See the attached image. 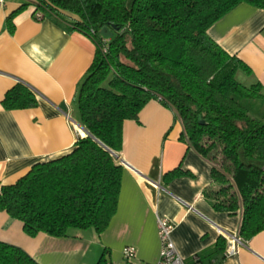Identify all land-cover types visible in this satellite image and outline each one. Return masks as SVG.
<instances>
[{"label": "trees", "instance_id": "16d2710c", "mask_svg": "<svg viewBox=\"0 0 264 264\" xmlns=\"http://www.w3.org/2000/svg\"><path fill=\"white\" fill-rule=\"evenodd\" d=\"M241 2L264 8V0H33L43 15L58 16L96 43L74 99L86 135L70 153L37 163L15 184L1 186L0 210L22 221L31 237H65L73 228L102 233L117 211L123 171L111 151L122 149L124 121L138 120L155 99L182 124V140L210 163L213 185L204 196L212 207L241 212L239 235L246 241L263 231L261 85L240 82L237 72L250 68L208 34ZM30 3L6 19L11 33L14 16ZM63 13L75 19L66 20ZM105 27L113 36L102 34ZM2 104L26 109L38 100L17 83ZM225 248L221 238L216 251ZM0 264L39 263L23 248L0 241ZM97 264H107L104 255Z\"/></svg>", "mask_w": 264, "mask_h": 264}, {"label": "crops", "instance_id": "0c3cea01", "mask_svg": "<svg viewBox=\"0 0 264 264\" xmlns=\"http://www.w3.org/2000/svg\"><path fill=\"white\" fill-rule=\"evenodd\" d=\"M14 16L13 33L8 16ZM33 0H6L0 8V188L15 184L40 162L70 153L86 135L74 102L78 85L90 67L96 43L53 14L39 19ZM39 11H41L39 9ZM42 12V11H41ZM64 14L66 20L75 19ZM224 50L236 55L250 73L237 72L247 86L261 85L264 101V8L241 2L208 30ZM17 83L29 87L38 100L33 108L7 110L2 101ZM174 112L158 100L149 101L138 120L123 123V146L117 153L123 166L117 211L108 227L73 228L65 237L39 233L31 237L22 221L0 210V241L23 248L39 264H122L123 248H136L135 264H156L161 243L158 218L171 220L178 253L202 264H264V230L227 254L224 233L239 232L241 212L215 210L204 196L213 185L211 165L185 140ZM179 170L177 175H168ZM225 251L217 252L219 240Z\"/></svg>", "mask_w": 264, "mask_h": 264}, {"label": "built area", "instance_id": "2783aa9c", "mask_svg": "<svg viewBox=\"0 0 264 264\" xmlns=\"http://www.w3.org/2000/svg\"><path fill=\"white\" fill-rule=\"evenodd\" d=\"M6 0H0V8L5 4ZM35 15L41 19L44 17L43 13L39 9H35ZM76 134L80 136L82 131L77 126L75 127ZM112 154L118 157V154L111 151ZM175 228L174 223L163 217L158 218V235L161 243L160 256L156 264H202L200 255H195L191 261L187 262L177 251L175 243L172 239V233ZM224 237L227 240L228 246L226 249L227 254H233L236 252L240 245L244 244V239L237 234L224 233ZM123 262L122 264H135L136 248L134 246H125L122 251Z\"/></svg>", "mask_w": 264, "mask_h": 264}, {"label": "water", "instance_id": "95a60500", "mask_svg": "<svg viewBox=\"0 0 264 264\" xmlns=\"http://www.w3.org/2000/svg\"><path fill=\"white\" fill-rule=\"evenodd\" d=\"M102 34L106 37H111L113 36V32L110 30L109 27H105L103 30H102Z\"/></svg>", "mask_w": 264, "mask_h": 264}, {"label": "rangeland", "instance_id": "374dc122", "mask_svg": "<svg viewBox=\"0 0 264 264\" xmlns=\"http://www.w3.org/2000/svg\"><path fill=\"white\" fill-rule=\"evenodd\" d=\"M251 112H252L253 114H255V113H254V109H253V106H252V110H251Z\"/></svg>", "mask_w": 264, "mask_h": 264}]
</instances>
